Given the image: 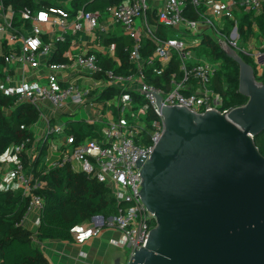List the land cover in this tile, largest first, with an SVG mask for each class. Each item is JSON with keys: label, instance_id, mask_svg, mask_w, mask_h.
<instances>
[{"label": "built area", "instance_id": "obj_1", "mask_svg": "<svg viewBox=\"0 0 264 264\" xmlns=\"http://www.w3.org/2000/svg\"><path fill=\"white\" fill-rule=\"evenodd\" d=\"M156 5L159 6L156 8ZM239 8L259 14L264 10V0H120L107 4L103 10H86L84 5L76 9L48 5L14 10L0 0V89L13 95L15 103L34 106L44 123L42 137L11 145L0 156L3 157L0 188H14L30 196L27 213H37L33 223L38 227L43 200L32 194L33 176L25 169L22 154L31 162L46 145L58 158L48 164L49 154L45 153L41 157L43 163L48 166L69 163L73 171L84 172L111 189L116 202L121 204L117 215L107 219L93 216L89 229L94 235L103 229L119 231L120 238L110 243L128 247L131 257L145 244L149 230L155 225L154 214L139 195L141 166L136 165L141 155L144 156L143 160L139 159L141 163L149 158L163 131L154 94L166 106H183L197 113L226 111L224 94L211 87L220 61L199 60L194 53L205 30L217 42L221 39L237 53L250 55L258 70L264 66V36L259 38L258 48L252 46L254 50L246 49L239 42L242 38L234 17V10ZM103 16L121 25L132 39V46L124 47L132 68L126 73L105 68L88 49L66 51L63 60H51L52 47L64 41V33L106 32ZM223 18L231 22L228 29ZM48 26L57 27L59 33L45 41ZM163 28L176 33L163 34ZM144 39L154 46L146 57L140 52ZM174 56L177 69L170 73L165 87L154 86L146 80L145 66H154V71L160 74ZM85 80L89 82L82 83ZM131 92L141 95L138 107L134 106ZM101 96L102 105L115 108V115L107 119L101 133L77 140L73 133L66 132L67 123L59 120L62 112L70 106H91ZM94 121L91 119V123ZM35 233L32 237L37 242Z\"/></svg>", "mask_w": 264, "mask_h": 264}, {"label": "water", "instance_id": "obj_2", "mask_svg": "<svg viewBox=\"0 0 264 264\" xmlns=\"http://www.w3.org/2000/svg\"><path fill=\"white\" fill-rule=\"evenodd\" d=\"M218 45L238 64L247 99L197 113L154 94L163 131L136 165L155 225L126 264H264V156L254 142L264 130V83L235 49Z\"/></svg>", "mask_w": 264, "mask_h": 264}, {"label": "trees", "instance_id": "obj_3", "mask_svg": "<svg viewBox=\"0 0 264 264\" xmlns=\"http://www.w3.org/2000/svg\"><path fill=\"white\" fill-rule=\"evenodd\" d=\"M14 10L23 6L38 9L42 6L55 5L49 0H1ZM74 7L84 5L86 10H95L107 4L120 0H72ZM188 14V11H187ZM189 15V14H188ZM191 15V14H190ZM238 30L243 38L254 34L252 23L258 26L260 35L264 36V10L259 14L252 11L236 15ZM168 30L161 29V32ZM208 37V36H207ZM128 43L122 45L120 72L132 68L128 53L124 50ZM154 46L144 39L141 45V55H149ZM200 50L209 61L220 60L219 68L214 72L211 85L224 94V107L242 105L246 97L238 92V64L227 57L218 43L211 37L204 38ZM242 59L250 64L258 81L264 83V67L259 74L256 63L247 54L239 53ZM2 58L0 57V79ZM113 68L112 65H109ZM154 66H145L146 80L154 86L165 87L172 71L177 69V59H171L170 65L160 74L154 71ZM120 69V70H119ZM108 94V93H107ZM134 98L140 99V94L132 92ZM13 95H7L0 89V156L11 146L32 140V125L39 118L36 108L28 103H15ZM152 114V113H151ZM77 140L84 137L81 129H68ZM254 142L261 155L264 156V130L254 136ZM30 145V144H29ZM46 153L41 147L36 157L28 161L22 154L25 169L33 176L35 187L32 194L42 198L43 204L39 212V224L35 233L36 241L56 239L73 240V229L77 225L101 215L104 219L117 215L120 203L116 202L109 187L98 182L84 172L73 171L69 163L48 166L41 157ZM55 156L50 160H54ZM30 196H25L20 190L0 188V264H51L33 241L32 231L23 225L27 213Z\"/></svg>", "mask_w": 264, "mask_h": 264}, {"label": "crops", "instance_id": "obj_4", "mask_svg": "<svg viewBox=\"0 0 264 264\" xmlns=\"http://www.w3.org/2000/svg\"><path fill=\"white\" fill-rule=\"evenodd\" d=\"M55 3L52 6L64 7L66 5L70 6L72 9H76L73 6L72 0H49ZM159 5H156V8ZM103 10V8H99ZM155 10V9H153ZM243 11L242 9L234 10V17L237 14ZM152 13V11H150ZM102 21L107 25L106 32L101 34L89 33V32H79L76 35L70 34L69 32L64 33V41L57 44V46H53L51 50V60H63L64 52L70 51L71 53L77 50H91L96 54L98 61L105 68H121V56L122 53V45L124 43L130 44L132 46V39L126 34L123 27L119 24H115L112 20L103 16ZM222 22L225 23L227 29L230 26L231 22L227 19H222ZM252 28L254 31L253 35L248 37H242L239 42L249 50H254L252 46H254V42L257 41L258 45L255 44L256 48L259 46V38L262 36L258 30V26L253 22ZM160 31V30H158ZM165 34H175L176 31L168 29L163 31ZM59 33V29L54 26H48V33L44 35L43 39L45 41H49L54 38ZM211 37L216 43L215 36L210 33L209 30H205L203 34H200L201 40L200 43L194 47V53L199 60L206 59V55L200 50V45L203 42L204 38ZM129 47V46H128ZM251 47V49H250ZM63 51V52H62ZM62 53V54H61ZM250 56V55H249ZM251 57V56H250ZM252 58V57H251ZM253 59V58H252ZM220 61V60H216ZM213 61V62H216ZM109 65H112L110 67ZM264 67V66H263ZM257 69L259 74L262 72V68ZM120 70V69H119ZM121 73H126V70H121ZM214 76V75H213ZM88 80L82 81V83H88ZM212 87V85H211ZM132 93V92H131ZM103 98L101 96L96 102L90 105H81V106H70L68 109L62 112L59 120L64 123H67L68 129H81L82 134L86 136L90 135V137L98 136L101 133L102 126L105 125L107 119L113 114L115 115V108L110 107L107 108L102 105ZM83 108L87 112V116L80 120H74L71 117ZM63 116H67V120L63 121ZM91 119H94V123H91ZM44 123L38 118L37 121L32 125L33 138H40L44 132ZM68 129L66 132L71 133ZM60 138V136H59ZM58 138V139H59ZM51 139V136L47 138ZM46 149V153L49 154L48 164H51L58 158V154L51 152L46 145H44ZM55 156L54 160H50L51 157ZM4 166V165H3ZM13 190H16L13 188ZM37 217V213L35 211L29 212L25 215L23 219V225L30 229L33 233L36 232L37 226L33 223L35 218ZM91 226L90 220L85 221L76 226L82 228L84 232H88L89 227ZM81 233L73 231V240L72 241H61L56 239H48L43 241L35 242L36 246L41 250L46 259L51 264H114L118 255L114 252H111L109 249L113 247L110 243L111 240H118L120 238L119 231L115 229H103L99 234L87 237L83 242H81L78 237Z\"/></svg>", "mask_w": 264, "mask_h": 264}, {"label": "rangeland", "instance_id": "obj_5", "mask_svg": "<svg viewBox=\"0 0 264 264\" xmlns=\"http://www.w3.org/2000/svg\"><path fill=\"white\" fill-rule=\"evenodd\" d=\"M254 43L256 45H258L257 41H255ZM255 44H254V46H255ZM133 100H134V106L138 107L139 104H140L139 101H141V99H136L133 96ZM125 114H126L127 121L129 122L131 120L130 117H129V111L126 110ZM86 116H87V112L83 108H81L71 118L74 119V120H80L82 118H85ZM141 117L145 118V115H141ZM66 120H67V116H63V121H66ZM109 250L111 252H114L116 255H118L117 259H119V264H126L127 263V260H128V257H129V253H130L128 247H126V246H122V247L113 246V247H110Z\"/></svg>", "mask_w": 264, "mask_h": 264}, {"label": "clouds", "instance_id": "obj_6", "mask_svg": "<svg viewBox=\"0 0 264 264\" xmlns=\"http://www.w3.org/2000/svg\"><path fill=\"white\" fill-rule=\"evenodd\" d=\"M0 159H3V157H0ZM73 231L81 233V235L78 237V239L83 242L87 237L92 235L91 229L88 230V232H84L82 228H75Z\"/></svg>", "mask_w": 264, "mask_h": 264}, {"label": "snow or ice", "instance_id": "obj_7", "mask_svg": "<svg viewBox=\"0 0 264 264\" xmlns=\"http://www.w3.org/2000/svg\"><path fill=\"white\" fill-rule=\"evenodd\" d=\"M43 18V17H42Z\"/></svg>", "mask_w": 264, "mask_h": 264}]
</instances>
